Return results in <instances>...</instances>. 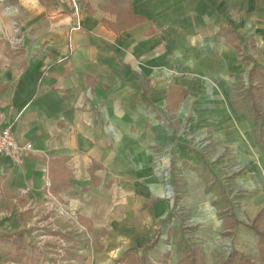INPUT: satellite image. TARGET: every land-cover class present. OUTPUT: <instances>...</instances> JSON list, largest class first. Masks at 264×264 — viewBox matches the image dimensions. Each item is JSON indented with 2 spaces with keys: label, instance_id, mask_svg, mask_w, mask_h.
I'll return each mask as SVG.
<instances>
[{
  "label": "crops",
  "instance_id": "obj_1",
  "mask_svg": "<svg viewBox=\"0 0 264 264\" xmlns=\"http://www.w3.org/2000/svg\"><path fill=\"white\" fill-rule=\"evenodd\" d=\"M5 1L0 0V118L33 151L19 166L0 158V236L10 238L0 243L14 248L12 260L20 253L31 256L27 215L42 210L50 218L67 211L88 242L71 264H113V257L129 253L143 258L161 236L156 224L174 204L173 178L163 182L154 165L156 151L171 150L164 146L173 134L157 125L163 116L155 110L167 111V105L178 127L176 117L193 110L191 130L206 129L215 145H231L230 131L238 130L233 124L230 129L225 43L217 33L223 25L238 33L245 24L263 23L264 0H76L81 28L73 33L69 0H57L56 7ZM126 12L142 20L129 25ZM12 38L19 52L8 50ZM169 87L184 89L186 97L178 102ZM173 153L180 172L174 188L187 209L196 190L206 192L198 172L204 162L182 144ZM168 164L161 161L164 168ZM46 165L57 191L53 201L43 188ZM29 207L34 210L25 212ZM206 220L195 225L207 226Z\"/></svg>",
  "mask_w": 264,
  "mask_h": 264
},
{
  "label": "rangeland",
  "instance_id": "obj_2",
  "mask_svg": "<svg viewBox=\"0 0 264 264\" xmlns=\"http://www.w3.org/2000/svg\"><path fill=\"white\" fill-rule=\"evenodd\" d=\"M10 1L6 0L5 2L11 3ZM11 26L15 33L13 24ZM238 33L244 39V42L240 43L244 54L252 57L264 67V43L262 41L264 22H255L253 25L245 24ZM250 35L255 38L254 48H250L248 45ZM225 44L226 79L230 85L227 90L229 123L230 129L233 124L234 129L238 130L232 132L231 129L230 131L231 145H215L210 132L206 129L200 133L191 130L189 127L195 125L196 112L193 110L183 117L181 115L179 118L176 117L179 120V127L169 111H165L163 114V112L155 110L156 114L160 113L163 116V119L157 120V125L171 130L174 141L164 146V149L170 147V151L154 153V165L161 163L162 160L164 162L168 160L169 164L166 168L170 169L169 174L173 178L172 187L174 190V186L177 185L175 176L180 172L177 173L174 169L176 154L173 151L182 144L187 151L196 153L203 159L204 163L198 172L207 183V188L205 193L196 190L195 199H188L191 202L188 201L187 209L180 202L176 206L173 204L164 218L165 221L156 224V232H159L157 235L161 234L162 236L161 242L153 249H148L143 256L145 264H163L161 257L165 253L169 254V259L165 264H177L187 249L198 247H202L205 264H222L232 248L243 252L253 260H257L259 257L256 251V237L245 226H238L232 237L226 238L220 235L223 230L220 227L222 225L221 211L232 212L237 220L248 223L255 216L258 206L264 204V152H262L257 132L258 127L262 126L261 137L264 145V98L256 101V110L253 111L246 93L248 87L246 78L251 64L240 63V58L236 54V56L234 55L231 46L228 47L229 45ZM182 77L188 78L187 75ZM161 120L162 123H160ZM173 128H175V132ZM181 185L180 181L179 187ZM172 193L174 195V191ZM256 203L257 205H255ZM185 204L187 205V203ZM34 205L36 204H31V207ZM19 206L22 210L21 203ZM31 207L25 212L33 211L34 208ZM48 214L41 210L36 212L35 216L27 215L29 227L26 228L28 232H26L27 230L24 232L27 237L29 234L32 237H28L33 240L32 247L35 251L39 250L38 248L42 249L46 258L54 259L48 264L76 262L73 255L80 256V253H84L88 246V242L81 236H85V231L67 211L62 214L59 212L56 215L52 214L50 218H48ZM201 217L207 218V226L199 227L201 222L198 226L195 225ZM182 220L184 221L181 222ZM168 230L171 238L167 243H164L168 236ZM43 241L46 244L44 247H42ZM14 254V248L0 243V264H15L17 261L12 260ZM138 258V255L134 257L133 253H129L120 259L113 257L111 261L120 262V264H140ZM19 264L30 263L19 261Z\"/></svg>",
  "mask_w": 264,
  "mask_h": 264
},
{
  "label": "trees",
  "instance_id": "obj_3",
  "mask_svg": "<svg viewBox=\"0 0 264 264\" xmlns=\"http://www.w3.org/2000/svg\"><path fill=\"white\" fill-rule=\"evenodd\" d=\"M129 0H110L111 4L117 5V4H124L128 3ZM41 5L44 6H51V7H56L58 5L57 0H39ZM129 12H126L125 19L126 23H129V25H136L138 24L142 19L141 18H134L133 16L131 17L128 15ZM218 38H222L226 44L231 46L232 49H234L235 54L237 57H239L240 63H250L251 68L248 70L247 73V80H248V87L246 93L248 94L249 102H250V107L253 109V111L256 110L255 108V103L257 100H261L264 98V67L260 63L256 62L252 57H249L244 54L243 49H241L240 43L244 42L242 35H239L235 30H233L229 25H223L220 30L217 33ZM262 41L264 43V38H262ZM6 46L8 50L11 52H19L20 48L16 47L15 49L10 48L9 43L6 41ZM248 45H250V48H254L255 46V38L253 35H250L249 40H248ZM264 54V51H263ZM169 96L170 94L176 95L178 102L181 101L186 97V91L182 88H174V87H169ZM165 109L170 112V115L173 119H175V114L172 110H170L167 105H165ZM257 112V111H256ZM259 129L257 130L258 132V137H259V142L261 143V149L262 152H264V145L262 143V137H261V132H262V126L258 127ZM175 132V128H173ZM46 173H48V180H49V192L53 195L56 196V188L53 187L52 184V179H51V173L49 172V167L46 165ZM174 200V206L177 205V203L180 200L179 192H177V189L174 188V196L172 198ZM220 215L222 216V227L223 230L220 233L221 237H232L234 235V232L238 226H245L249 231L253 233V235L256 237V251L257 255L259 257L257 260H253L250 258L248 255L244 254L243 252L241 253L237 249H231L230 252L228 253L227 259L222 263V264H264V206H262L256 215L248 222V223H243L242 221L240 222L237 220L235 215L232 212L229 211H221ZM182 220L181 222H183ZM166 239L164 240V243H167L169 240V230L167 232ZM22 237V232L21 234L18 235V238ZM160 235H158L152 242L151 245H148L145 250L152 249L154 246L158 243L160 240ZM10 239L8 235L5 236H0V240H7ZM39 249V248H38ZM35 250V249H34ZM22 257H25V261L29 262L30 264H48L50 263L44 257V254L42 250H36L32 253L31 256H26L24 253H20L18 257L15 259L17 264H19V261L22 260ZM169 254L165 253L161 258L163 264L167 262L169 259ZM143 258L140 259V264H145ZM178 264H205V259L203 257V250L201 247L198 248H189L183 255V258L178 262Z\"/></svg>",
  "mask_w": 264,
  "mask_h": 264
},
{
  "label": "built area",
  "instance_id": "obj_4",
  "mask_svg": "<svg viewBox=\"0 0 264 264\" xmlns=\"http://www.w3.org/2000/svg\"><path fill=\"white\" fill-rule=\"evenodd\" d=\"M70 3H71L72 10L74 12L75 22L69 31L70 33H73V31L79 30L81 28V25L79 24V10L77 9L76 0H71ZM13 26L15 28L14 30L17 32L18 30H17L16 24L14 23ZM67 40H68V49L71 50L72 47H71L69 36ZM7 41L9 43L10 48L12 49H15L18 46L17 45L18 41L16 38L12 40H7ZM164 113L165 111L163 112V114ZM160 123H162V120L160 121ZM32 151H33L32 144L28 142L20 143L19 141H17L16 137L14 136L11 130V126L4 123V121L0 118V158H4V157L8 158L11 160V162L14 165L19 166L23 164L25 160L24 158L27 157V155H29V153ZM157 167L158 169L162 171L161 180L165 183L168 182L169 179L171 181V176L169 174L170 169L161 168L162 167L161 163H158ZM48 186H49V180H48V173H47L44 175V178H43V188L46 191L45 196L47 200L53 201L54 196L49 192ZM53 208H54V205L52 203L49 204V210H52ZM49 210L47 212H49ZM62 212L63 211H60L59 213L62 214ZM42 243H43L42 247H44L46 244L44 241ZM11 264H14V263H11ZM113 264H120V263H113Z\"/></svg>",
  "mask_w": 264,
  "mask_h": 264
}]
</instances>
